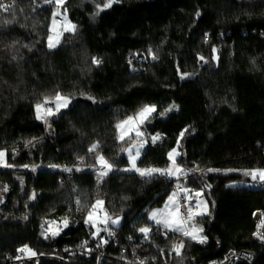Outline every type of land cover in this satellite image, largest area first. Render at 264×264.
Instances as JSON below:
<instances>
[{"label": "trees", "instance_id": "obj_1", "mask_svg": "<svg viewBox=\"0 0 264 264\" xmlns=\"http://www.w3.org/2000/svg\"><path fill=\"white\" fill-rule=\"evenodd\" d=\"M4 1L11 5L0 11V149L11 167L0 168V264L24 246L42 257L21 264H69L44 255L97 264L99 251L100 264H207L229 248L254 250L252 264H264L254 220L264 210V182L244 175L264 169V0H113L102 11L103 0H65L61 12L75 31H63L51 49L53 3ZM57 92L68 106L37 119L35 105ZM144 106L156 108L144 135L120 141L117 125ZM129 139L145 143L138 168L166 169L177 150L183 184L207 202L192 220L203 243L152 224L150 211L175 179L123 171ZM98 155L113 164L99 186ZM97 200L111 221L93 237L85 221ZM63 218L67 230L43 235L47 220Z\"/></svg>", "mask_w": 264, "mask_h": 264}, {"label": "snow or ice", "instance_id": "obj_2", "mask_svg": "<svg viewBox=\"0 0 264 264\" xmlns=\"http://www.w3.org/2000/svg\"><path fill=\"white\" fill-rule=\"evenodd\" d=\"M45 3H55L57 6H62L64 3V0H45ZM113 3V0H108L107 3H104V8L111 7ZM10 8V5L0 4V10L7 11ZM58 13H54L56 15ZM66 31L74 32L75 31V25L67 24ZM48 47L55 48L57 44L59 43V39L57 38L55 41H53V37H48ZM156 57L153 56V59ZM203 59V57H201ZM101 61L98 59L93 58V63L99 64ZM69 99L67 97L62 96L59 92H57L54 97L48 98L45 97L43 103H37L35 105L36 111H37V119H41V112L43 110V113L52 116L55 115L57 112L60 111L61 108H66L69 104ZM50 103H54L55 105V111H53L52 107H49ZM156 111L155 106H144L142 109H140L134 116L128 117L125 121L117 125V128L121 130L119 139L124 140L126 136L131 135L132 132H135L137 137H141L143 133L140 131V126L149 119L151 114ZM184 132L180 133V136L183 137ZM152 142L155 143L157 140L160 139L159 135L153 136ZM179 143V142H178ZM99 147L98 144H93L92 147L89 149L90 152L95 151ZM135 147L136 151L135 154H133L132 148L124 149L128 153V161L130 164L129 168L123 169V171H135L142 177H153L154 174L159 175H166V176H173L177 173H180L182 169L179 167H176V160L175 157L179 155L176 149H173L168 154V158L170 161H172L173 167H170L168 169H158V168H138L136 165V161L140 156V149L144 147L143 143H139L138 145H133ZM6 156V153L0 152V166L3 167H11V165H8L4 162V157ZM97 160L101 166L99 170L98 179L102 182L103 178L106 177L109 172L113 170V164L110 163L103 155H98ZM27 167V166H25ZM209 171H215L214 169H209ZM231 171V170H230ZM244 175L251 176V178L255 181L259 179V181L264 182V169H255V170H246L244 172ZM200 193H197V196H199ZM79 203V201H77ZM103 201L97 200L96 204L92 206V210L88 213L89 220L93 218V215L96 213L97 209L100 208V210H103ZM205 202L199 201L196 205V210H194L191 206L188 207V215L187 217L183 216L180 213V207L181 205L176 200V194L173 193L171 197H169L168 204L165 205L164 210H158L151 213V219L155 221L157 225L162 226L166 230L172 231V232H180L184 236L189 237L192 240H197L200 243H203L205 241V237L199 236L198 233L202 232L203 229H198L195 227V225H192L191 228L186 227L188 225L189 221L193 220L195 216L198 215H204L207 213V207L204 206L203 210H200L201 205ZM171 206V207H170ZM110 219L108 217H105V219L101 222L106 223L107 220ZM88 223L89 221H85ZM113 224L118 223V220H112ZM260 225H264V220H261ZM258 225V226H260ZM64 226H68V221H64ZM140 232L144 233L145 238L147 239L148 234L150 232V229L145 227L141 228ZM58 234V233H54ZM109 235H112L110 232ZM259 235V234H258ZM261 239H264V236L260 237ZM107 241H105L106 243ZM184 247L183 242H181L178 245H173V250L176 252L177 255H180V250ZM21 252H27L30 253L31 256H35L36 253L33 252L31 249L27 248L25 246L24 248L20 249ZM140 264H144L143 261H140Z\"/></svg>", "mask_w": 264, "mask_h": 264}, {"label": "built area", "instance_id": "obj_3", "mask_svg": "<svg viewBox=\"0 0 264 264\" xmlns=\"http://www.w3.org/2000/svg\"><path fill=\"white\" fill-rule=\"evenodd\" d=\"M0 4L11 5L10 2L4 1V0H0ZM0 11H4V10H0ZM53 11H54V13H58L56 15L53 14V20L57 23H62L63 17L61 15L62 14L61 13V6H57L55 3H53ZM50 104H49V106H50ZM45 116H46V114H43V118H45ZM165 136H166V134L162 133L161 135H159L160 139L157 141H160ZM13 153L17 154V150H15ZM54 168L58 169L59 166L56 165V166H54ZM62 170L64 171V169H62ZM98 175H99V172L97 173V175H95L94 179H95L96 185L99 186L101 181L98 179ZM184 180H185L184 176L182 178L174 180L172 191H174L178 196V199L180 202L179 204L181 205L180 213L183 216L187 217L188 207L190 206L188 203V198H191L193 196V192H191L189 187H187L183 184ZM254 220L256 222V234H259L260 237L264 236V225H260L261 220H264V210L256 211L254 214ZM258 225H260V226H258ZM85 227L87 228L89 235H91L93 237H96L98 235V233L91 227L90 223L85 222ZM110 232H106V234H105L106 240L105 241H108L110 238L114 237L113 232H111L112 235H109ZM172 233H173L172 231H169V230H166L165 228H163L164 236H169ZM262 242L264 243V239H262ZM106 243L104 242L105 245H106ZM24 247H21L20 249H22ZM27 248H29V247L27 246ZM20 249L18 250L15 257H10L5 262H3V264H21V263H26L29 260L38 261L42 257V255H39V254H36L35 256H31L30 253L21 252ZM92 249H94V247ZM97 255H98V263L97 264H100V260L103 257V252L99 251V252H97ZM44 256H50V257H54L57 259H61V260L66 261L69 264H76V263H72V262H70L64 258H61L57 255H44ZM256 257H257V252L254 250L244 249V248L240 249V250H236L234 248H229L223 254V256L213 258V259L209 260L207 262V264H234L236 261H240V260L244 261L248 264H252Z\"/></svg>", "mask_w": 264, "mask_h": 264}, {"label": "rangeland", "instance_id": "obj_4", "mask_svg": "<svg viewBox=\"0 0 264 264\" xmlns=\"http://www.w3.org/2000/svg\"><path fill=\"white\" fill-rule=\"evenodd\" d=\"M107 2H108V0H103L102 4L99 5L98 11H102V10L106 9V8L103 7V5H104V3H107ZM61 15L63 17V22L62 23L55 22L53 20V17H52V20H51V26H50L51 33H50V36L53 37V41H55L57 38L60 40L63 31H66L65 28H66L67 24H69V23L72 24L69 21L66 13H62ZM200 60L202 62H205V59L204 58L203 59H200ZM49 107H52L53 108V111H55V105H54V103H51ZM61 109H63V108H61ZM43 114L44 113H43V110H42V112H41V116H42L41 120L45 119V118H43ZM140 131L144 135V131L142 129V125L140 126ZM119 132H121L120 129H119ZM132 134H134L136 136L135 132H132L131 135ZM127 137H129V136H126L125 138H127ZM132 140H134V139H129V141H128L129 143L127 145H125L124 148H126V147H127L126 149L132 148V151L133 150H136L135 147H133V145H138V144H134V142H136V141H132ZM120 141H122V140H120ZM141 143H143L144 144V147H145L144 140H142ZM0 152L6 153L5 150H1V149H0ZM133 154H135V152ZM140 155H141V152H140ZM139 158H140V156H139ZM4 162L7 163L6 162V156L4 157ZM136 165H137V161H136ZM99 166H100V164H99ZM175 166L178 167L179 165L176 164ZM170 167H173L172 163H171V165L168 168H170ZM0 168H6V167L0 166ZM100 168H101V166H100ZM168 168H166V169H168ZM179 168L182 169L180 166H179ZM183 174H184V177H185V175H187V172L184 169H182V171L180 173H177L176 175H173L171 177H173V178H175V180H177ZM191 192H193V191L191 190ZM199 192H201V191H199ZM173 193H175V192L172 191L171 194L169 195V197H171L173 195ZM5 196H6V192L0 190V203L4 200ZM169 197L167 198L166 203H164L163 206H161V207H155L154 209H152L150 211V213H149V217L150 218H151V213L152 212L158 211V210H164L165 209V205L168 204V202H169ZM176 200H177L178 203H180L177 194H176ZM199 201L205 202L204 204L201 205L200 210H203V208H204L205 205L207 207V202H206L205 196L202 194V192L200 193V195L198 197L192 196L191 198H188V203H189V205L194 210H196V205H197V203ZM105 217H107V215L105 213V210L104 209L103 210H100V208H98L97 211H96V213L93 215V218L91 220H89V216L87 215L86 221H89L88 223H90L92 225V227L94 228V230L99 234L101 232V230L103 229L104 225L106 224V223L101 222V221H103L105 219ZM65 220L68 221V226L67 227L64 226V221ZM113 220H118V223L113 224L111 222L112 225H118L120 223V221H121L120 218H116V219H113ZM45 225L46 226L43 229V235L45 237H47V238H56L57 236H59L60 234H62L65 230H67L71 226L70 221L67 218L47 220V222H46ZM192 225H195V227L198 228V229H202L201 225L198 222H193L192 220L189 221V223H188V225H186V227L191 228ZM54 233H58V234H55L54 235ZM178 233H180V232H178ZM198 235L199 236H203V232L198 233Z\"/></svg>", "mask_w": 264, "mask_h": 264}, {"label": "crops", "instance_id": "obj_5", "mask_svg": "<svg viewBox=\"0 0 264 264\" xmlns=\"http://www.w3.org/2000/svg\"><path fill=\"white\" fill-rule=\"evenodd\" d=\"M141 150H142V149H140V152H141ZM135 151H136V150H133V153H134ZM176 157H177V156H176ZM178 167H179V166H178ZM183 176H184V174H183L181 177H183ZM169 177H171V176H169ZM181 177H180V178H181ZM197 193H201V192L198 191V192L194 193L193 196H194V197H198V196H197ZM166 200H167V199H166ZM164 203H166V201H165ZM163 205H164V204H163ZM163 205H162V206H163ZM207 211H208V207H207ZM198 216H199V215H198ZM195 217H197V216H195ZM195 217H194V218H195ZM149 219H150V221L152 222V224L157 225V224L155 223V221H153L150 217H149ZM191 224H192V223H191ZM158 226H160V225H158ZM143 228H145V227H143ZM147 228H149V227H147ZM149 229H150V228H149ZM150 232H151V229H150ZM150 232H149V233H150ZM202 237H203V236H202ZM196 241H197V240H196Z\"/></svg>", "mask_w": 264, "mask_h": 264}, {"label": "water", "instance_id": "obj_6", "mask_svg": "<svg viewBox=\"0 0 264 264\" xmlns=\"http://www.w3.org/2000/svg\"><path fill=\"white\" fill-rule=\"evenodd\" d=\"M140 143V141H136V142H134V144H139ZM3 202V201H2ZM1 202V203H2ZM108 218H110V219H108L107 220V223H110V221H111V217L109 216ZM256 238L258 239V240H260V241H262V239L260 238V236L258 235V234H256Z\"/></svg>", "mask_w": 264, "mask_h": 264}]
</instances>
